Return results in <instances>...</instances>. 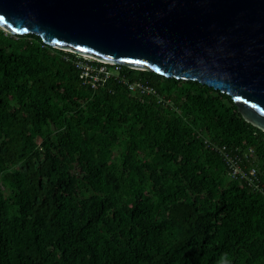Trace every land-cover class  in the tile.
<instances>
[{
    "label": "trees",
    "instance_id": "trees-1",
    "mask_svg": "<svg viewBox=\"0 0 264 264\" xmlns=\"http://www.w3.org/2000/svg\"><path fill=\"white\" fill-rule=\"evenodd\" d=\"M0 264H264V131L196 80L0 27Z\"/></svg>",
    "mask_w": 264,
    "mask_h": 264
},
{
    "label": "water",
    "instance_id": "water-1",
    "mask_svg": "<svg viewBox=\"0 0 264 264\" xmlns=\"http://www.w3.org/2000/svg\"><path fill=\"white\" fill-rule=\"evenodd\" d=\"M0 27L109 64L196 80L264 131V0H0Z\"/></svg>",
    "mask_w": 264,
    "mask_h": 264
},
{
    "label": "built area",
    "instance_id": "built-area-1",
    "mask_svg": "<svg viewBox=\"0 0 264 264\" xmlns=\"http://www.w3.org/2000/svg\"><path fill=\"white\" fill-rule=\"evenodd\" d=\"M80 56L82 57V59H85V60L93 61V59H94V58L86 56V55H80ZM94 60H97V59H94ZM97 61H99V60H97ZM100 62H102V61H100ZM78 63H79V65L77 63H76V65H78L80 68H82V73L80 75V78H82V79L84 78V76L89 75L92 72H96L92 76V79H91L94 81H98V78H100V76L101 77H107V76L112 74V72H110V70H108L104 65L92 66L90 64H87V63L81 62V61H78ZM103 63H106V62H103ZM112 65H117V64H112ZM128 88L130 90L140 89L141 91H146V90L150 89L147 86H144L143 84H141L139 82L128 83ZM204 142L207 144L208 149L215 150L221 154L223 160H225V162L229 166L231 177L244 179V180L248 181V183L251 184L254 188L258 187V185L254 182V179H253V177L255 176V169L252 167L248 172L244 171L240 167V161L238 160L239 157H238L237 153H235L234 155L229 153L228 151H226L225 145H218L217 143L209 141L207 139H205Z\"/></svg>",
    "mask_w": 264,
    "mask_h": 264
},
{
    "label": "rangeland",
    "instance_id": "rangeland-1",
    "mask_svg": "<svg viewBox=\"0 0 264 264\" xmlns=\"http://www.w3.org/2000/svg\"><path fill=\"white\" fill-rule=\"evenodd\" d=\"M110 72H116V70L115 69H112V70L110 69Z\"/></svg>",
    "mask_w": 264,
    "mask_h": 264
}]
</instances>
